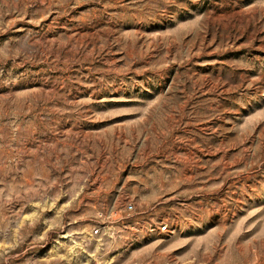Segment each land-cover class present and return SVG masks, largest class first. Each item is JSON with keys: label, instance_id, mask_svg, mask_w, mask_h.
<instances>
[{"label": "rangeland", "instance_id": "374dc122", "mask_svg": "<svg viewBox=\"0 0 264 264\" xmlns=\"http://www.w3.org/2000/svg\"><path fill=\"white\" fill-rule=\"evenodd\" d=\"M0 264H264V0H0Z\"/></svg>", "mask_w": 264, "mask_h": 264}, {"label": "built area", "instance_id": "2783aa9c", "mask_svg": "<svg viewBox=\"0 0 264 264\" xmlns=\"http://www.w3.org/2000/svg\"><path fill=\"white\" fill-rule=\"evenodd\" d=\"M161 231L163 232L167 231V227L166 226L161 227ZM95 234H98V230H95Z\"/></svg>", "mask_w": 264, "mask_h": 264}]
</instances>
